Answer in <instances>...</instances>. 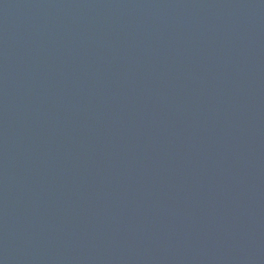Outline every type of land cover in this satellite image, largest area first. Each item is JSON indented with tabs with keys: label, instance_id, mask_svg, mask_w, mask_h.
Masks as SVG:
<instances>
[{
	"label": "water",
	"instance_id": "1",
	"mask_svg": "<svg viewBox=\"0 0 264 264\" xmlns=\"http://www.w3.org/2000/svg\"><path fill=\"white\" fill-rule=\"evenodd\" d=\"M0 264H264V0H0Z\"/></svg>",
	"mask_w": 264,
	"mask_h": 264
}]
</instances>
